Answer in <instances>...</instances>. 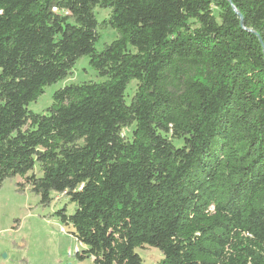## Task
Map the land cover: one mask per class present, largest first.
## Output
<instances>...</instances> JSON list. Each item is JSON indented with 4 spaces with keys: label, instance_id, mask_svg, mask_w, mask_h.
<instances>
[{
    "label": "trees",
    "instance_id": "trees-1",
    "mask_svg": "<svg viewBox=\"0 0 264 264\" xmlns=\"http://www.w3.org/2000/svg\"><path fill=\"white\" fill-rule=\"evenodd\" d=\"M85 57L105 81L29 109ZM17 177L76 205L54 215L80 263L264 264V0H0V190Z\"/></svg>",
    "mask_w": 264,
    "mask_h": 264
},
{
    "label": "rangeland",
    "instance_id": "rangeland-1",
    "mask_svg": "<svg viewBox=\"0 0 264 264\" xmlns=\"http://www.w3.org/2000/svg\"><path fill=\"white\" fill-rule=\"evenodd\" d=\"M217 14V11L215 12ZM110 11L97 10L98 21L108 19ZM101 40L97 49L117 39L115 31H100ZM105 81L89 66V58L79 60L72 75L65 81L49 87L45 94L30 105L34 113H45L52 105L55 92L73 84L86 82L100 83ZM137 90V84L131 83L127 90V101L130 102ZM133 129H127L123 136L131 139ZM177 147L180 142H175ZM21 185L24 187V191ZM54 202L50 207H43L40 198L31 193L24 179L17 177L7 180L0 190V264H91L90 260L80 263L75 254L84 248L71 235L72 229L64 226L55 213L65 206L68 215H73L76 205L61 195H53ZM145 264H158L163 254L154 248L137 250Z\"/></svg>",
    "mask_w": 264,
    "mask_h": 264
}]
</instances>
